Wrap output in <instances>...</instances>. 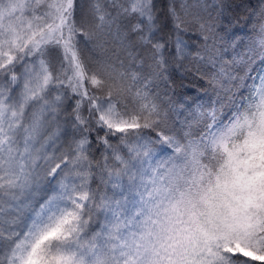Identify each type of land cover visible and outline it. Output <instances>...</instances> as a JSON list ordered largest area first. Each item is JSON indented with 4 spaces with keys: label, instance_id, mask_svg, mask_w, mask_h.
<instances>
[{
    "label": "snow or ice",
    "instance_id": "1",
    "mask_svg": "<svg viewBox=\"0 0 264 264\" xmlns=\"http://www.w3.org/2000/svg\"><path fill=\"white\" fill-rule=\"evenodd\" d=\"M0 264H264V0H0Z\"/></svg>",
    "mask_w": 264,
    "mask_h": 264
},
{
    "label": "trees",
    "instance_id": "2",
    "mask_svg": "<svg viewBox=\"0 0 264 264\" xmlns=\"http://www.w3.org/2000/svg\"><path fill=\"white\" fill-rule=\"evenodd\" d=\"M251 2L254 4V3L256 2V0H251ZM241 15L243 16V14H241ZM240 27H241V28L244 27V21H243V19L241 20ZM184 83H185V85L187 86L188 89H192L193 86L190 85V84L188 83V81H185ZM180 91H184V89H181ZM189 94H190V95H194V94H195V90H193V92H189Z\"/></svg>",
    "mask_w": 264,
    "mask_h": 264
}]
</instances>
